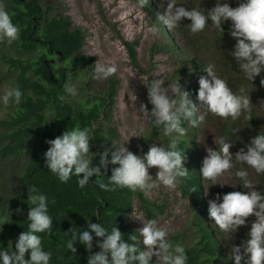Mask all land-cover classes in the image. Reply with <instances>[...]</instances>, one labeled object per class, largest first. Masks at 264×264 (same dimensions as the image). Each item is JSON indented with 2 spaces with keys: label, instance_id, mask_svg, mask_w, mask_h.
<instances>
[{
  "label": "clouds",
  "instance_id": "1",
  "mask_svg": "<svg viewBox=\"0 0 264 264\" xmlns=\"http://www.w3.org/2000/svg\"><path fill=\"white\" fill-rule=\"evenodd\" d=\"M149 2L150 0H138L141 8ZM178 3L179 0H168L166 11L156 17L160 25L172 29L180 25L182 18H188L190 23L187 25L192 34L200 33L206 26L211 25L222 36L225 31L222 25L231 21L229 34L236 39V43L230 50V55L238 62L240 71L250 81L264 71V0H241L236 7L216 0L215 6L207 10L201 7H192L191 10L183 6L174 7ZM150 31L157 35L159 26H152ZM19 37V25L13 22L8 11L0 4V41L11 44ZM202 69L206 75L198 78V103L193 102L189 91L178 80L168 87L164 86V81L158 76L146 83L148 101L152 107L149 110L141 103L139 108L144 118L155 128L162 129L169 138L166 146L152 144L147 152L140 155L126 146L131 136L123 143L111 140V147H105L99 153V163L93 166V157L89 156L93 129L75 127L46 141L49 147L43 155L47 169L64 183L76 176L80 188H84L94 174L96 178L107 176L108 183L96 180L99 188L107 191L126 187L131 191L147 192L159 185L175 188L183 183L189 177L190 171L185 166V151L179 147L187 133L184 123L196 128L206 120L209 113L236 120L242 114H250L252 111L253 104L247 89L242 87L239 91H234L228 81L217 74L214 62L208 63ZM117 71L115 62L95 63L91 78L106 80ZM261 84H264V77L261 78ZM64 93L76 97L78 89L74 84L65 83ZM22 95L18 86L10 87L0 95V103L19 104ZM60 99L64 100L66 96L61 95ZM198 105L203 111H198ZM215 144V149L206 147L207 155L200 168L202 177L211 181L210 184L220 183L223 186L230 183L220 182V177L225 174L235 176L238 183L248 191L217 193L214 199L208 201V216L227 238L246 223L247 217L254 215L256 219L251 224L247 240L242 245L232 246L231 257L235 264H242V261L243 264H264V191L254 187L256 184L248 178L246 168L232 171L235 157L236 162L247 165L257 174H264V132L251 139L246 145V151L241 148L235 155L230 152L233 142L224 137L215 140ZM109 164L117 166L112 167L111 175H105L101 169L106 172ZM153 166L157 168L155 179L149 174V168ZM236 184L231 185L235 187ZM28 203L31 205L27 213L28 230L19 234L15 241V250H12V245L7 249L0 247V264H50L52 254L44 250L39 235L51 233L53 227V217L48 210V197L33 186ZM133 217L142 222V227L137 229L139 236L130 235L132 242L125 241L121 230L115 225L109 230L101 222L93 223L87 219L86 229L72 227L66 231L67 234L70 233L66 248L75 253V242L78 241L91 252L95 236L103 238L96 241L100 250L87 257V264H187L184 245L169 239L172 228L160 225L155 218L136 215ZM141 238L142 244L146 246L144 249L136 243Z\"/></svg>",
  "mask_w": 264,
  "mask_h": 264
},
{
  "label": "trees",
  "instance_id": "2",
  "mask_svg": "<svg viewBox=\"0 0 264 264\" xmlns=\"http://www.w3.org/2000/svg\"><path fill=\"white\" fill-rule=\"evenodd\" d=\"M5 1L6 11L20 27V37L14 41V45L22 57L11 59L12 66L15 67L12 87L18 86L23 95L19 104L10 102L6 105L7 116L0 120V124L6 129L0 139L1 147L9 154L17 155L27 141L30 140V144L29 157L17 177L21 199L14 200L17 202L15 208L0 207V247L7 249L12 245V250H15V241L19 234L28 230L27 213L31 207L28 197L35 186L48 197L49 215L53 217L51 233L39 234L44 250L52 254L50 264H87V257L100 250L96 241L103 238L94 236L91 252L77 241L76 252L73 253L66 248V242L70 238V233L67 234L66 231L72 227L86 229L88 219L93 223L101 222L109 230L115 225L121 230L123 239L132 242L130 235L138 236L130 219L134 200L144 210L147 218L156 219L158 205L147 199L140 190L131 191L126 187H117L112 191L100 189L96 180L108 183L107 176L96 178L94 174L89 183L80 188L76 176L64 183L47 169L43 155L49 147L46 141L61 135L67 129H93L89 153V156L93 157V166L99 163V153L105 147H111V140L118 141V132L110 124L108 110L116 92L118 79L110 78L107 88L101 94L87 93L86 86L93 72L94 59L81 52L84 44L82 29L79 26H71L68 14L55 12L50 4L43 5L41 0ZM240 2L241 0H232L231 6L236 7ZM215 3L216 0H212L213 6ZM156 21L159 24V21ZM159 26L162 27L160 24ZM230 26L231 21L222 25L225 29L222 36L212 26L214 32L211 34V41L217 51L214 60L216 71L219 76L226 77L234 91H239L242 87L247 89L253 105L250 114H242L236 120L229 119L221 131L224 133V130L228 129L230 121L235 124L241 121L252 130L246 137L250 142L254 136L264 132V124L256 120L253 107L255 93L264 99V84H261L264 71L252 81L240 71L238 62L230 55V50L236 43V39L229 34ZM168 39L170 38L166 37L163 46L181 63L187 62L189 57L179 50L181 46L168 43ZM124 42L135 62L136 52L133 45L128 41ZM200 65V62L195 63L192 68H200ZM76 78L80 82L79 89L84 92V98L79 102H74L64 93L65 83H73ZM193 88V83L184 86L195 103ZM61 95H65L66 99L61 100ZM151 107L149 104L150 109ZM184 126L187 133L179 147L185 151V166L190 171L189 177L178 187L191 205L192 222L196 232L193 243L184 246L188 257L187 264H231L226 255L229 247L218 239L216 232L213 235L209 228L211 219L203 195L204 178L200 173L199 160L194 150L193 127L187 122ZM149 127L153 135L163 139L166 146L169 138L164 135L162 129L155 128L150 122ZM115 166L117 165L109 164L106 172L103 168L101 171L105 175H111V169ZM262 175L264 174H257L259 182L263 180ZM259 184L255 188L264 191V187L260 188ZM233 191L246 189L239 183L238 188L235 187ZM169 239L174 243H181L178 234H172ZM136 243L142 249L140 241ZM25 258H28V253Z\"/></svg>",
  "mask_w": 264,
  "mask_h": 264
},
{
  "label": "rangeland",
  "instance_id": "3",
  "mask_svg": "<svg viewBox=\"0 0 264 264\" xmlns=\"http://www.w3.org/2000/svg\"><path fill=\"white\" fill-rule=\"evenodd\" d=\"M43 5L50 4L55 12H61L69 15L71 26H79L84 33V44L81 52L92 57L95 63L115 62L118 71L106 80H96L90 78L88 81L87 93L101 94L108 85L110 78L118 79L116 92L113 101L108 110L110 114V124L117 129L118 142L123 143L129 138L126 146L134 153L143 155L152 144H164L163 139L153 135L149 121L144 118L139 105L144 103L149 108L147 96V84L150 79L157 77L164 81V86H172L176 80L184 86L193 83L195 93V103L197 90L199 87L198 78L200 75H206L202 67L210 62H214L217 51L211 41V34L214 32L211 25L206 26L205 30L192 34L189 30L188 18H182L180 25L169 29L166 25L162 27L157 24L156 15L163 14L167 8L168 0H150L148 5L142 8L138 0H41ZM228 2L231 6L232 0H221ZM0 4L6 9V1L0 0ZM183 6L188 10L192 7L210 9L213 6L212 0H179L174 7ZM154 25L159 26V33L153 35L150 28ZM174 43L179 50L189 57L185 63L172 55L169 49L163 46L166 41ZM124 41L133 45L136 52V61L131 59L127 46ZM177 47V48H178ZM22 54L17 51L14 42L8 44L6 41H0V95L13 85L15 67L12 66V58H21ZM200 62V68L193 69L195 63ZM215 63V62H214ZM94 67V66H93ZM92 74L90 75V77ZM222 77V76H220ZM225 80L226 77H222ZM228 81V80H227ZM229 85L231 83L228 81ZM78 89V95L71 97L74 102H79L84 98V92L79 89L80 82L76 78L73 83ZM151 105V104H150ZM152 106V105H151ZM254 114L256 120L264 124V99L259 94L254 95ZM198 111H203L199 105ZM7 106L0 103V120L7 116ZM240 118V117H239ZM231 118H221L209 113L206 120L196 128H192L194 134V150L199 166L201 168L203 158L207 155L206 147L216 148L215 140L224 137L233 142L230 152L235 155L237 151L243 148L247 150L249 143L247 135L252 132L243 122L236 124L230 121L228 129L222 133V127L228 123ZM264 126V125H263ZM262 126V127H263ZM261 128V127H260ZM6 129L0 124V139ZM135 134V135H134ZM133 135V136H132ZM0 141V207L9 206L15 208L17 202L15 199H21V188L17 177L29 157L30 140L26 142L24 148L11 155L3 147ZM233 172L236 169L246 168L248 178L254 183H260V188L264 187V175L261 182L258 181L257 173L248 168L247 165L236 162L235 157ZM157 172L156 166L149 168V174L155 179ZM220 183L210 184L211 181L204 179L203 195L205 202L214 199L217 193L224 194L238 188V178L225 174L219 178ZM237 183V184H236ZM231 184H236L233 187ZM255 185V186H256ZM254 186V187H255ZM246 189V188H245ZM248 191V189H246ZM147 199L158 205L156 209V219L160 225L168 226L173 229L169 234H178L181 244L188 246L195 240V225L192 222V209L186 197H184L178 185L175 188L159 185L157 188L144 192ZM146 214L139 204L134 200L130 212L132 225L139 236L138 228L142 227V222L133 217ZM256 219L254 215L246 218V223L225 238V233L221 232L214 222H209L211 232H216L220 241H224L229 247L226 253L229 262L235 264L231 257V248L233 245H242L248 238V233L252 222ZM142 249L146 246L142 244ZM243 251V249H241ZM155 260V256H153Z\"/></svg>",
  "mask_w": 264,
  "mask_h": 264
}]
</instances>
